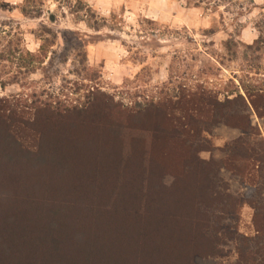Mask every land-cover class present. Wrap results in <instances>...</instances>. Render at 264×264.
<instances>
[{"label": "trees", "instance_id": "1", "mask_svg": "<svg viewBox=\"0 0 264 264\" xmlns=\"http://www.w3.org/2000/svg\"><path fill=\"white\" fill-rule=\"evenodd\" d=\"M246 92L264 117V88ZM190 95L132 115L114 105L74 110L72 122L40 136L14 108H0L1 165L11 172L0 179V264H202L227 240L237 241L239 264H264V139L233 143L223 163L255 196L232 195L220 163L201 157L211 150L209 125L225 121L232 101L205 89ZM237 101L248 107L241 93ZM64 111L44 103L36 121ZM237 120L243 134L261 137L254 115ZM6 133L12 140L1 147ZM245 204L254 209L252 236L235 226Z\"/></svg>", "mask_w": 264, "mask_h": 264}, {"label": "rangeland", "instance_id": "2", "mask_svg": "<svg viewBox=\"0 0 264 264\" xmlns=\"http://www.w3.org/2000/svg\"><path fill=\"white\" fill-rule=\"evenodd\" d=\"M128 1L0 0L1 113L10 115L14 108L21 124L40 136L59 120L72 122L74 110L114 105L132 115L155 107L152 103H173L205 89L221 102H232L222 109L225 121L209 125L205 136L211 150L202 151L201 157L220 163L219 176L232 195L254 197V189L223 162L237 151V139L245 138L247 147L264 139V117L257 115L246 92L264 88V0H183L202 13L189 26L154 20L140 10L145 2L135 0V8ZM247 24L258 34L256 42L239 39ZM239 93L247 99L245 109L234 102ZM44 103L65 111L43 115L46 121L37 123L36 106L44 108ZM249 113L261 137L237 127V115ZM158 119L165 122L161 114ZM8 135L1 147L12 140ZM5 158L2 152L3 181L11 176L1 165ZM173 179L164 177L167 185ZM253 215L254 209L245 204L235 222L241 234H255ZM225 242L221 256L201 263L239 264L237 241Z\"/></svg>", "mask_w": 264, "mask_h": 264}, {"label": "crops", "instance_id": "3", "mask_svg": "<svg viewBox=\"0 0 264 264\" xmlns=\"http://www.w3.org/2000/svg\"><path fill=\"white\" fill-rule=\"evenodd\" d=\"M139 5L141 3H146L143 7H141V11L147 16L151 17L154 20L165 21L175 25H192L195 24L200 18L198 15H202L201 12L196 7L188 6V4H181L178 1L172 0H137ZM258 2V0H255ZM131 6L136 8L135 0L128 1ZM180 4V5H179ZM185 5V6H184ZM187 5V6H186ZM181 9H180V8ZM137 12V11H133ZM258 38V34H256L255 29L247 24L240 31L239 39L241 41H251L255 42ZM248 43V42H247Z\"/></svg>", "mask_w": 264, "mask_h": 264}]
</instances>
